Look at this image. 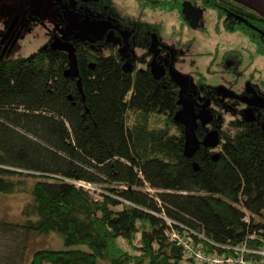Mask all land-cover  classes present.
<instances>
[{"label": "trees", "instance_id": "obj_1", "mask_svg": "<svg viewBox=\"0 0 264 264\" xmlns=\"http://www.w3.org/2000/svg\"><path fill=\"white\" fill-rule=\"evenodd\" d=\"M198 1L242 17L249 25L233 29L264 57L263 18L238 0ZM74 56L76 77L64 74L67 53L47 43L0 58V193L31 194L22 221L0 219L5 243L14 241L7 256L24 255L32 234L56 232L84 247L36 248L27 264H205L171 238L174 228L207 253L264 264L263 134L251 126L215 160L201 149L186 158L169 78L127 72L91 46Z\"/></svg>", "mask_w": 264, "mask_h": 264}, {"label": "flooded vegetation", "instance_id": "obj_2", "mask_svg": "<svg viewBox=\"0 0 264 264\" xmlns=\"http://www.w3.org/2000/svg\"><path fill=\"white\" fill-rule=\"evenodd\" d=\"M124 1L129 0H51L40 22L55 31L49 29L47 44L58 37L74 50L91 46L100 53L110 52L127 72L146 68L151 73V63H155L162 74L154 77L151 73L152 77L169 78L179 111L183 101L188 102L197 149L211 155L219 156L224 140L239 130L254 126L264 136L262 60L234 41L221 51L217 46L207 49L213 36L229 39L241 34L233 27L235 20L238 25L244 23L242 17L233 12L216 13L217 19L212 21L207 18L211 8L198 0H184L180 8V0H133V5ZM169 4L174 7L169 9ZM33 10L34 0H27L16 12L23 16ZM48 19L53 24L48 25ZM201 46L204 49L197 50ZM169 67L186 76V90L171 79ZM246 112L254 120H245ZM208 133L217 137L214 147L203 144Z\"/></svg>", "mask_w": 264, "mask_h": 264}, {"label": "rangeland", "instance_id": "obj_3", "mask_svg": "<svg viewBox=\"0 0 264 264\" xmlns=\"http://www.w3.org/2000/svg\"><path fill=\"white\" fill-rule=\"evenodd\" d=\"M26 1L27 0H0V58L26 56L49 42L51 38L49 31L51 28L49 26H43L40 23L45 18V12L50 8L51 0H34V10L28 14L19 16V13L16 12V10L21 5H24ZM124 2L133 5V0ZM207 18L215 21L217 19L215 11L210 9L207 13ZM46 23H48V25L53 24L52 19H48ZM208 28H211V26H208ZM220 28L222 27L220 26ZM51 31L55 32L54 30ZM69 31L70 27L67 26L66 33L68 34ZM235 35V38L229 39L226 37L213 36L207 41V49L213 50L214 47L217 46V50L221 51L225 47L232 46L233 44H230V41H234L249 50L256 58H260L264 65V57H261L254 52V46L252 43L239 33H236ZM202 49H204L202 46L197 47V50ZM202 72L205 74L206 70L204 69ZM31 181L32 178H29L26 184H31ZM144 188L154 192V190L149 189L146 185L143 186V189ZM99 191H101L100 186L92 184L89 193L94 197H97ZM27 197L30 199L31 194L30 192L26 194L23 189L15 190L11 193H0V219L17 222L22 221L24 217L21 213V208L24 202L29 200ZM246 215L248 217L249 213L247 212ZM255 219L258 220L260 217L255 216ZM5 241L6 240L0 233V264H27L30 253L34 249L40 247H46L49 249L84 247V245H65L62 237L56 232L32 234L27 241L28 245H25V254L21 255L20 258L19 255L15 257L13 254L7 256L9 253L8 249L12 246L14 241L10 244H6ZM42 264L50 263L43 262Z\"/></svg>", "mask_w": 264, "mask_h": 264}, {"label": "water", "instance_id": "obj_4", "mask_svg": "<svg viewBox=\"0 0 264 264\" xmlns=\"http://www.w3.org/2000/svg\"><path fill=\"white\" fill-rule=\"evenodd\" d=\"M238 1L243 3L245 6H247L249 9H251L261 18L264 19V0H238ZM244 23L246 22L244 21ZM50 47L53 49L62 50L67 53L68 68L64 71V74L65 76L76 77L78 72H77V66L74 56V47L72 46V44L67 41L61 40L58 37H53ZM151 64H152V68H151L152 75L154 77H159L162 74L160 67L158 68L155 63H151ZM123 69L126 70L125 66H123ZM169 75L179 88L183 90H186L188 88L186 76H183L179 72L174 71L172 67H169ZM77 85H80L79 80H77ZM179 119L183 124V132H184L183 155L186 158H191L198 148V143L193 132V126H192L193 113L187 101H183L182 103L181 111H179ZM244 119L247 121H252L254 120V117L250 116V112H246ZM263 132H264V125H263ZM217 142L218 140L214 133H208L203 139V144L207 145L208 147H214L217 144ZM217 157H218L217 154L212 155V158L214 160Z\"/></svg>", "mask_w": 264, "mask_h": 264}, {"label": "built area", "instance_id": "obj_5", "mask_svg": "<svg viewBox=\"0 0 264 264\" xmlns=\"http://www.w3.org/2000/svg\"><path fill=\"white\" fill-rule=\"evenodd\" d=\"M81 184L85 189H88L89 191L92 188L91 184H85V183H78ZM171 236L178 240V242L182 243L185 247L187 253L189 255H192L196 260L206 261L209 264H221L222 262H226L227 264H246L242 256H235V257H228L225 260L223 258L212 256V257H206L199 249H193L191 246L192 237L185 235L183 237L178 236L176 233H171ZM248 264H256L253 262H250L247 260Z\"/></svg>", "mask_w": 264, "mask_h": 264}, {"label": "bare ground", "instance_id": "obj_6", "mask_svg": "<svg viewBox=\"0 0 264 264\" xmlns=\"http://www.w3.org/2000/svg\"><path fill=\"white\" fill-rule=\"evenodd\" d=\"M79 185H80V184H79ZM166 222H167V224H168L169 226H171V222H170L168 219H166ZM168 233H169V232H168ZM171 233H176V234H177L178 236H180V237L185 236L184 234H182V233L176 231L174 228H171V230H170V234H169L170 236H171ZM171 238L174 239V240L176 241L177 244H179L180 246H182V248H183L185 254H186L188 257H191L195 262H200V263L208 264V262H206V261L196 260L192 255H189V254L187 253V251H186V249H185V247L183 246L182 243L178 242V240L175 239V238H173L172 236H171ZM191 246H192L193 249H199V250L204 254V256H206V257L217 256V257L223 258L224 260H225L226 258H228V257H232V255H227V256L225 257V256H223V255H215V254L207 253V252L203 251L201 243H200V242H194L193 239H192V242H191ZM243 251H244V249H241V250H240V252H243ZM239 254H240V253H239ZM239 254H238V255H234V256H240ZM253 263L261 264V263L255 261V260H254ZM221 264H227V263L224 261V262H222Z\"/></svg>", "mask_w": 264, "mask_h": 264}]
</instances>
